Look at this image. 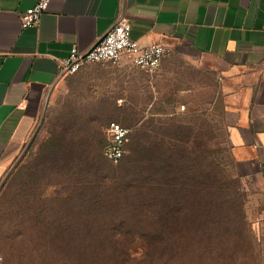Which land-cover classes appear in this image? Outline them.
<instances>
[{
	"label": "rangeland",
	"instance_id": "obj_1",
	"mask_svg": "<svg viewBox=\"0 0 264 264\" xmlns=\"http://www.w3.org/2000/svg\"><path fill=\"white\" fill-rule=\"evenodd\" d=\"M202 63L178 48L157 74L124 60L62 76L0 189L6 264H264V192ZM114 121L131 130L123 166L103 153Z\"/></svg>",
	"mask_w": 264,
	"mask_h": 264
},
{
	"label": "crops",
	"instance_id": "obj_2",
	"mask_svg": "<svg viewBox=\"0 0 264 264\" xmlns=\"http://www.w3.org/2000/svg\"><path fill=\"white\" fill-rule=\"evenodd\" d=\"M37 1L0 0V185L62 78L61 61L74 47L92 48L124 15L140 44L211 63L233 154L264 192V0H52L40 23L24 28Z\"/></svg>",
	"mask_w": 264,
	"mask_h": 264
},
{
	"label": "built area",
	"instance_id": "obj_3",
	"mask_svg": "<svg viewBox=\"0 0 264 264\" xmlns=\"http://www.w3.org/2000/svg\"><path fill=\"white\" fill-rule=\"evenodd\" d=\"M51 1L38 0L27 9L22 16V26L27 28L38 25ZM167 53L168 48L163 45L154 43L144 46L135 40L132 37L130 20L123 15L89 50L82 52L77 47L72 48L69 56L60 63L61 75L75 74L88 64H120L124 60L148 74H157ZM129 133L130 129L122 124L115 121L109 123L108 143L104 150L108 160L117 163L125 155ZM0 264H6L1 253Z\"/></svg>",
	"mask_w": 264,
	"mask_h": 264
},
{
	"label": "trees",
	"instance_id": "obj_4",
	"mask_svg": "<svg viewBox=\"0 0 264 264\" xmlns=\"http://www.w3.org/2000/svg\"><path fill=\"white\" fill-rule=\"evenodd\" d=\"M115 122H117V121H115ZM118 123H120V122H118ZM120 124H122V123H120ZM123 126H125V125H123ZM125 127L129 128L128 126H125ZM130 136H131V130H130V133H129V136H128V141H127L126 146H125L126 147V153L117 162V164L121 162L122 166L126 165L128 163L127 162L128 160L126 161L125 158L129 154ZM107 143H108V135H107V131H106V133H105V144L103 146V153H104V150H105V147H106ZM72 258H74L76 261H78L81 264H118L120 255H115V254L101 255V254H99V255L90 256V255H87V254L79 255V254L72 253Z\"/></svg>",
	"mask_w": 264,
	"mask_h": 264
},
{
	"label": "water",
	"instance_id": "obj_5",
	"mask_svg": "<svg viewBox=\"0 0 264 264\" xmlns=\"http://www.w3.org/2000/svg\"><path fill=\"white\" fill-rule=\"evenodd\" d=\"M13 167L11 168L9 174L6 176L5 180L3 181V183L0 185V189L2 188V186L4 185L6 179L8 178V176L10 175L11 171H12Z\"/></svg>",
	"mask_w": 264,
	"mask_h": 264
}]
</instances>
